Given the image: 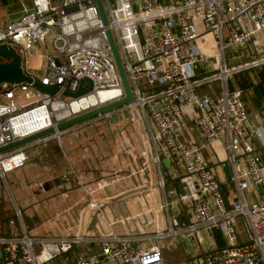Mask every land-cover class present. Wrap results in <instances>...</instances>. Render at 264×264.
Listing matches in <instances>:
<instances>
[{
	"label": "built area",
	"instance_id": "1",
	"mask_svg": "<svg viewBox=\"0 0 264 264\" xmlns=\"http://www.w3.org/2000/svg\"><path fill=\"white\" fill-rule=\"evenodd\" d=\"M100 2L105 27L93 0H16L20 12L0 26V46L13 50L25 76L57 91L47 94L32 84H0V147L123 97L104 34L108 29L132 93L131 103L117 110L127 113L138 133L134 113L143 125L156 182L159 229L141 138L139 171L144 178L137 174L131 187L134 212L126 196L115 201L108 192L93 197L96 189L110 183L98 170L96 186L86 189L75 216L63 212L67 225L59 230L36 233L32 226L21 225L5 235L1 223L0 264H166L163 250L175 243L185 257L176 264H264V186L257 188L264 183V156L254 153L255 141L261 144L264 137V113L249 124L242 90L227 88L228 78L244 71L264 75V0ZM208 35L213 52L204 54L197 42L205 46L200 39ZM37 50L40 70L30 72L26 61ZM84 78L91 82L90 91L77 98L63 95L75 92ZM111 114L96 118L107 121ZM80 125L35 142L59 140L73 128L79 135ZM24 150L0 154L5 188L7 175L27 162ZM224 166L232 182L228 206L214 168ZM165 176L172 186L170 199L164 192ZM56 178L60 188L69 179L67 174ZM250 185L255 196L248 203L245 190ZM85 206L92 208L79 232ZM22 213L15 207L13 217L21 220ZM237 219L244 227L242 242ZM43 223L37 219V225ZM140 231L146 233L135 240ZM213 233L221 235L222 245L213 243ZM82 240L89 251L74 253Z\"/></svg>",
	"mask_w": 264,
	"mask_h": 264
},
{
	"label": "crops",
	"instance_id": "2",
	"mask_svg": "<svg viewBox=\"0 0 264 264\" xmlns=\"http://www.w3.org/2000/svg\"><path fill=\"white\" fill-rule=\"evenodd\" d=\"M203 41L206 42L204 38H203ZM197 45L202 51V53L204 54L213 52L211 45L209 47H205V46L201 47L199 45V41L197 42ZM238 75H242L244 77V80L247 79L252 85H256L258 83L264 82V75L262 71L260 70L244 71L240 74H237V75H234L228 78L227 88L229 91L240 89L236 81V78H235ZM242 92H243L242 101L244 103V107L248 114V122L249 124L257 123L264 113L263 112L264 111V96L261 98H255L256 96H254L250 88ZM248 105L254 109L252 112H248V108H247ZM115 116H117V118ZM96 120L98 119L97 118L93 119V121H96ZM91 122L92 120L80 125V128L84 130L83 131L84 133L81 132L79 135L78 134L75 135V133H73L74 129H76V128H73L69 131H66L59 138V140L52 139L48 143H45V144L39 143V142L31 143V147H29V149H31L35 145H41V147L38 148L36 154L33 157L31 158L29 157V159L27 160V161L32 160V165L28 166L29 173L24 174L23 167L20 168V170L22 171L24 175L20 173L19 174L21 175L25 184H27L26 182V179L28 177L27 175L31 173L35 175L34 179H37L33 183V186H37L39 188V189L37 188L38 192L39 191L41 192L43 190V189L42 190L40 189L42 187L39 186L38 184L39 182L45 183L46 181L54 180L56 177L61 178L63 174H67L69 179L65 182H61L63 188H60V186L52 185L50 190L48 189L49 191L52 192L50 193V195L52 194L51 196L54 199L56 198V194H58L57 199L59 201L56 203H50V201L47 200V195L44 196V198H40L41 200H38L39 197L37 196V193L35 195H32L30 199L26 197V199L27 198L28 199H27V203H25V207L22 209L23 210L22 219L19 220L16 218L15 219L16 221L14 220L13 224L7 223L6 229H5L6 232L3 226V231L5 235L8 233V230L11 229V227L13 226L15 228H20L21 225L27 227V226L37 224L38 215L39 217L43 216V214L51 215L52 212L53 214H55V211H60V210L63 211L64 209L75 206V202H73L75 201L74 195H77V193L80 191V188H78L76 184L72 186L69 185L71 183L73 174H78V173L86 174L87 172H89L90 174L92 175L94 174L95 176H97L98 170H100V169L90 168L91 166L88 162V161H91V157H94V159H92L93 161L91 162L97 161L95 157L97 155H100L101 153L100 146L98 145L97 138H96L97 132L91 128L88 131H86L87 129L84 127L86 126L87 128H89ZM103 122H104V125L106 124L105 125L106 134H105V139H104V146L107 149V153L110 154L113 152V148L116 143V141L114 140L113 128L118 134V128H117L119 126L118 124H121L123 122H125L126 124H129L128 116L125 111L117 110L113 114H111V116L109 117V119H107V121L103 120ZM260 141H261V144L257 142V140L255 141L256 147H255L254 153L261 157V156H264V137ZM110 147L111 149L109 150ZM212 163H213V160H212ZM214 168L216 170L217 175L219 176L220 191L223 195L224 202L226 206H228L230 198H231V190H232V182L229 180V169L227 166H224L222 169L217 168V167H214ZM263 186H264V183L257 184L258 190H260ZM62 190H64L63 193H61ZM85 190L86 189H84V193L86 194ZM2 193H3V190L0 184V213H1V216L2 214L5 213L4 206H3ZM92 195L93 197L97 196V194H94V193ZM245 196H246L247 202L253 199V197L255 196L254 186L250 185L245 190ZM10 210L11 208L9 207L8 209H6V212L10 213ZM66 223L67 221L64 218L61 221L60 219H54L53 222H49L48 224L37 225V227L35 228L36 230L35 232L45 233L47 231H52L53 229L59 228L61 226H66L67 225ZM44 226H46V228ZM48 228H50V230H47ZM145 233L146 231H140V233L137 234V236H135L134 239L136 240L139 235L145 234ZM211 239L216 246H220L223 244V240L219 233H216V234L213 233L211 235ZM181 247H179L178 243H175L174 246L169 248V250L170 252H172L173 250H176V252L179 251L180 256H182L184 255V252H183V248ZM201 247L205 248L204 244L203 245L201 244ZM163 258H164V261L166 258L171 259L170 256H166V254L164 253H163Z\"/></svg>",
	"mask_w": 264,
	"mask_h": 264
},
{
	"label": "rangeland",
	"instance_id": "3",
	"mask_svg": "<svg viewBox=\"0 0 264 264\" xmlns=\"http://www.w3.org/2000/svg\"><path fill=\"white\" fill-rule=\"evenodd\" d=\"M7 5L9 7H7ZM20 12V7L16 4V0H0V26L4 25L5 23H7V21L9 20H13L15 19L18 14ZM195 27L197 29V31L199 33L202 32V25L197 22L195 23ZM206 40L205 42V47H209L210 45H212V38L211 36H206L204 38ZM200 41H203V39H200ZM41 52V50H37L36 53H32L31 55L28 56L27 61H26V67L30 72H36L40 70V66L41 63L38 59V54ZM0 62H2L0 60ZM248 108V112H252L254 109L251 106H247ZM118 109V108H117ZM117 109H114L111 111V113L113 114L115 111H117ZM117 118V116H115ZM88 122V121H87ZM106 125V124H105ZM104 125L103 119H98L96 121H93L90 123L89 128H87L86 126H84L88 131L90 128L94 129L97 132V142L98 145L100 146V150L101 153L100 155H97L95 158L97 159V161L95 162H91L93 161L92 159H94V157H91V161H88L90 164V168L93 169H100L101 171V175L107 177V180H109L110 183H108L105 186V189H96L93 193L97 194V196L95 197H99L102 198L105 192H108V194L113 198V196H119L122 193H126L128 191L131 190V187H133L134 185V181L137 180V174H139L140 178L143 176L141 174V172L139 171V169L141 168V164H142V160H141V156H140V140H141V135L140 133H138V131L136 130V128L134 126H132L131 124H126L125 122L118 124L119 126L118 128V134L114 130V140L116 141L115 146L113 148V152L112 153H107V149L104 146V139H105V130H106V126ZM105 127V128H104ZM109 127V126H108ZM104 128V129H103ZM84 130H82V133ZM126 132V134H125ZM101 134V135H99ZM33 143V142H32ZM22 147H25L24 153L25 155L31 158L33 157L38 148L41 147V145H35L33 146L31 149H29V147H31V143L26 144ZM29 149V150H28ZM111 149V147L109 148V150ZM90 157V156H89ZM90 159V158H88ZM32 165V160L31 161H27L24 166H23V173L24 174H28L29 173V169L28 166ZM23 174L22 171L20 169L15 170L13 173H9V175H7V184H6V188L4 187V183L2 181H0V184L2 186V196H3V206H4V211H5V215L8 214L10 217L9 220H15L16 218L13 217V213H14V208L18 207L23 209L25 207V203H27V199L31 198L32 195H35L37 193V196L39 197L38 200H41L40 198H44V196L47 195V200L50 201V203H56L59 200L57 199L58 194H56V198L54 199L50 193H52L51 191L47 190H42V188H40L42 191L38 192L37 190L39 189L37 186H33V183L37 180L34 179L35 175L33 173L27 175V179L26 182L27 184L24 183V180L22 179L20 174ZM130 173V174H128ZM23 174V175H24ZM98 176V175H97ZM94 174H90L89 172H87L86 174H73L71 183L69 185H74L76 184L78 186V188H80V191L77 193V195H74L75 197V206H72L70 208L64 209L63 211H55V214L51 215H45L43 214V216L38 218H42L44 220L43 224H48L49 222H53L54 219H60V221L64 218V211L69 210L71 212L70 215L75 216L79 207L82 206L84 204L85 201V197H84V189H92L93 187H95V182L93 181V179L95 177ZM83 177V178H80ZM93 177V178H92ZM144 178V176H143ZM165 180V184H164V192L166 193L167 199L171 198V195L168 193V191L172 188L171 184L169 183V181L167 180V177L165 176L164 178ZM136 182V181H135ZM15 184H19V186L15 185ZM32 185V186H30ZM38 188V189H37ZM86 192V190H85ZM134 191L127 193L126 195H124L123 197H125V201L127 203H129V207L130 210L132 212L135 211V205L133 204V200L132 199V195ZM49 195V196H48ZM26 197H28L26 199ZM51 199V200H50ZM53 199V200H52ZM118 199V198H117ZM116 199V200H117ZM16 200V201H15ZM10 201V202H9ZM115 201V200H113ZM11 203V205H10ZM248 203H250V201H248ZM112 209L116 208L115 204H110ZM11 208L10 213L6 212V209ZM45 211V209H44ZM42 215V214H41ZM109 215V213H108ZM16 221V220H15ZM237 231H238V239L239 242H242L243 240H245V232H244V227L241 224V222L239 221V219H237ZM32 229L35 230V228L37 227V224L31 225ZM46 228V226H44ZM111 228L113 230H116V225L111 226ZM6 229V224H4V230ZM14 229V228H13ZM11 228V230H13ZM60 228H58L59 230ZM47 230H50V228H48ZM46 230V231H47ZM6 232V230H5ZM120 232V231H118ZM92 246L94 247V249L98 248L97 242H93ZM74 253H85L87 251H89V244L86 240H82L81 242H79V244L77 245V248L73 249ZM163 253L166 254V256H170L171 259H165L166 264H176L178 262H180L181 260L185 261V257L182 255L180 256L179 251L176 252V250H173L172 252H170L169 249H164ZM68 254V255H67ZM66 256L70 257L71 253H67ZM188 262L191 263L190 260H187ZM10 264V263H8Z\"/></svg>",
	"mask_w": 264,
	"mask_h": 264
},
{
	"label": "water",
	"instance_id": "4",
	"mask_svg": "<svg viewBox=\"0 0 264 264\" xmlns=\"http://www.w3.org/2000/svg\"><path fill=\"white\" fill-rule=\"evenodd\" d=\"M94 4L97 8V12L101 21L102 26H106V19H105V15L104 12L102 10V6H101V2L100 0H93ZM104 34L107 40V43L109 45V49H110V53L113 59V63L115 66V70L123 91V97L113 101L111 103L108 104H104L101 105L99 107L93 108L89 111H86L80 115L74 116L68 120H65L63 122H60L58 124H55L54 127H50L47 128L45 130H42L38 133H35L33 135L27 136L25 138L16 140L12 143H9L5 146L0 147V154L1 153H5V152H9L12 151L14 149H17L19 147H22L26 144L50 137L51 135H55L58 134L66 129H69L75 125L78 124H82L86 121H89L91 119H94L98 116H103L108 114L109 112H111L114 109L120 108L124 105H128L131 103L132 101V93L130 92V89L128 87V83L126 81V77H125V71L124 68L122 67L118 54H117V50L116 47L114 45V41L111 37L110 32L108 31V29L104 30ZM0 60H6V61H2L0 62V84L2 83H26V84H32L34 87H36L37 89L41 90L42 92H45L47 94H54L57 91V87H44L42 85H40L38 82L33 81L30 77L25 76L20 68V62H19V58L18 56L13 52V50L11 48L5 47V46H0ZM80 86L77 88V90L73 93L70 92H64L63 95L66 97H71V98H77L82 96L84 93H86L87 91H90L92 88L91 82L90 80H88L87 78L81 79L79 81ZM134 117H135V121L137 123V126L139 128L140 134H141V138H142V142H143V146L146 152V157H147V162L149 165V171H150V176H151V184L149 185L150 188H152L153 191V199H154V206H155V210H156V217H157V228L159 229L160 226V212L158 209V201H157V194H156V182H155V178H154V171H153V166H152V159L150 157V153H149V148H148V144H147V139H146V134L145 131L143 129V125L140 122V120L138 119V117L135 115L134 113ZM59 184V180L57 178H55L54 180L51 181H46L45 183L42 184V189L43 190H48L52 187V185H58ZM176 185L179 188V191L182 193V188H181V184L179 182H176ZM134 190H130L126 193H122L119 196H115L113 198H110L109 200H116L117 198H121L122 196L126 195L127 193H130ZM92 208V206H85L81 212L80 215V229L79 232H81L82 227L84 225V217L86 212ZM2 223V219L0 218V224Z\"/></svg>",
	"mask_w": 264,
	"mask_h": 264
},
{
	"label": "trees",
	"instance_id": "5",
	"mask_svg": "<svg viewBox=\"0 0 264 264\" xmlns=\"http://www.w3.org/2000/svg\"><path fill=\"white\" fill-rule=\"evenodd\" d=\"M235 78H236V81L240 87V90L245 91V90L250 88L252 90L254 96H256L255 98H261L264 96V82L258 83L256 85H252L247 79L244 80V77L242 75H238ZM15 185L19 186V184H15ZM10 217L11 216H9L8 214H6V215L2 214V216H1L2 228H3L4 224L8 223ZM3 233H4V231H3Z\"/></svg>",
	"mask_w": 264,
	"mask_h": 264
},
{
	"label": "bare ground",
	"instance_id": "6",
	"mask_svg": "<svg viewBox=\"0 0 264 264\" xmlns=\"http://www.w3.org/2000/svg\"><path fill=\"white\" fill-rule=\"evenodd\" d=\"M155 212H156V210H155Z\"/></svg>",
	"mask_w": 264,
	"mask_h": 264
}]
</instances>
